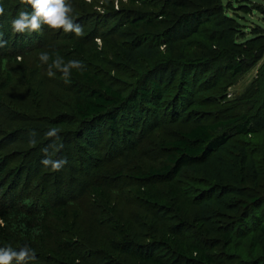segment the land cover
Returning a JSON list of instances; mask_svg holds the SVG:
<instances>
[{"label": "trees", "instance_id": "trees-1", "mask_svg": "<svg viewBox=\"0 0 264 264\" xmlns=\"http://www.w3.org/2000/svg\"><path fill=\"white\" fill-rule=\"evenodd\" d=\"M18 3L13 14L10 1L0 0V103L10 88L33 90L36 74L50 78L56 98L29 107L26 97V108L47 120L42 122L48 130L57 128L60 140L69 138L85 150L89 136L92 148L74 166L88 177L81 186L86 199L69 192L61 169L55 185L63 195L53 200V174L41 164L42 149L52 159L61 150L41 141L37 157L36 148L16 136L21 113L3 107L0 247L19 251L28 245L36 253L28 264H264V128L240 104L220 105L217 99L219 87L263 58L264 28L240 38L243 16H230L224 0H128L120 19L137 32L130 42L103 37L101 47L93 35L47 42L13 32L17 13L33 11ZM41 53L51 57L47 63ZM57 55L64 63L81 61L85 70L71 69V83L55 68L49 77ZM163 65L182 88L171 100L172 87L152 69ZM122 67L136 71L128 90L111 73ZM259 73L261 90L251 88L243 98L251 97L255 112L262 113L264 64ZM215 103L222 110L212 117L198 116L157 139L165 124L178 125L189 110ZM90 135L97 138L94 146ZM106 135L116 144L105 143L103 151Z\"/></svg>", "mask_w": 264, "mask_h": 264}, {"label": "rangeland", "instance_id": "rangeland-1", "mask_svg": "<svg viewBox=\"0 0 264 264\" xmlns=\"http://www.w3.org/2000/svg\"><path fill=\"white\" fill-rule=\"evenodd\" d=\"M10 1L11 5V10L13 11V14H16V11L19 8V0H8ZM69 2L73 5L74 12L73 16L78 24L81 25L83 29V35L82 36H76L74 33H64L62 30L59 32L52 31L48 29L47 25H43L42 27L44 28L42 33H33L37 36H40L42 39L45 41H55V40H64L68 38L69 36L73 35L75 38H84L85 36L88 37V35H93L96 36L95 41L102 47L103 46V37H111L112 39L119 40L121 42H130L137 34V32L133 31L129 26L124 25L122 22V19H120V16L125 14V11L127 8H129L128 0H92L91 3H87L86 0H69ZM225 4H228V14L230 16H236L235 13H238L239 15L243 16L242 19H240L244 25L241 27V35L240 38H250L252 37V32H255L256 30H259V28H264V0H224ZM250 6L251 10L248 11V7ZM115 10V11H114ZM120 12V13H118ZM118 15L119 17L113 18L114 16ZM259 26V27H258ZM251 28V29H250ZM254 28V29H253ZM184 52L187 55H190L191 49L187 48L184 49ZM257 55V54H255ZM107 56V61H112L113 59V54L109 51V49L106 52ZM264 64V56L262 59H260L256 64H254L247 72L244 74L240 75L239 78L236 81H232L227 87L224 89L222 87H219V91L222 90L223 94H218L217 99L220 100V105L222 104H240L243 108H246L248 111H250V115L254 116L258 119H260L261 126L264 128V112H260V109L255 112V105L253 102H251V97L248 99L243 98L244 94L251 88H256L260 87V82L257 85L258 77L260 76L259 69L262 67ZM100 68L103 70H108L111 69L110 66L108 68H105L104 64H99ZM118 66H120L118 64ZM155 78L161 80L163 84L167 83L168 87H172L171 90V96L169 97L170 100L176 95L180 93L182 88H180V84L175 81L174 75H173V70L172 68H168L166 65L164 66H158L152 68ZM111 71V70H110ZM118 71H111L113 76L118 77V84L121 85L123 90H128L129 87L131 86V81L132 78L136 75V71L134 69H131L130 67H122ZM221 72V71H220ZM134 73V74H133ZM175 73V72H174ZM215 72L209 74L207 76L206 80L207 81L212 74L214 75ZM217 73V72H216ZM205 74V73H204ZM203 74V75H204ZM228 76V74H226ZM260 78V77H259ZM44 79V84L40 83V80ZM35 81V87L30 90L27 89V86L25 89H21L19 87L15 88H10L7 90L8 94L5 95V98L3 99V103H0V117H6L2 112L3 107H7L9 111H16L18 113H21L22 117H17L14 121V124L18 129H20L22 132L19 133L16 136H19L20 142L22 144L26 145V147L32 146L29 141H30V136L29 133L31 131L36 132V137L35 139L37 140V143L43 142L47 143L49 145L53 143H62L63 148H61V154L60 158H67V164L64 165L62 169L63 170V175H64V183L70 186L69 192L72 194H75L78 196L79 200L82 198L86 199V193L81 186L83 185V181L87 180L88 177H84L81 174L78 173L77 167L75 168L74 166L78 164V160L84 154V151H88L89 149L92 148V146L88 145L89 136H86L84 141H86L85 145V150L81 149L78 147V143L75 141H71L68 138L62 139V140H56L54 137L49 138L45 134L48 131L47 126L45 125L43 121H47L45 119H40L39 116L35 113V109H27L26 108V103L25 99L26 97L30 98L31 100L28 102L29 107H31V104L33 105L34 102H39V99L41 98L44 100L43 105H47L46 102L49 100H52L53 98L55 99L56 97L53 96V89L55 88L53 86V80L50 78H44L42 75H37L34 78ZM260 81V80H259ZM173 84V85H172ZM184 87V86H183ZM36 90V91H34ZM258 90H261L260 88ZM37 92V93H36ZM38 92L42 94H45V96H39ZM50 94L52 96H50ZM64 95V94H62ZM24 96V97H23ZM252 96V95H251ZM64 98V96H59L58 98ZM212 102L211 100L207 99L204 101V103H210ZM216 104V103H215ZM222 110L220 109L217 104L213 106H209L207 109L202 107L200 109L199 107L193 108L191 111L189 110L183 120H181L178 125H172L171 127L168 126V124H165L164 126L167 127L163 131L157 132L156 136L158 140H163L164 138L173 135V130L176 128H185L195 121L198 120V116L204 117V116H210L212 117L217 113V111ZM231 110L229 108L227 111ZM201 111H205L206 114L200 113ZM202 114V115H201ZM26 116V117H25ZM21 121V122H19ZM38 125L39 129H33L31 126ZM106 134V133H105ZM91 142L93 146L95 145L93 141H97V138L93 137L90 135ZM108 140H107V139ZM106 138L102 139L104 141L102 144H100V148L106 150V144L109 143L110 145L115 143L113 141V138L110 139L106 135ZM152 139V138H151ZM93 140V141H92ZM16 141V142H18ZM154 139H152V143L149 144V146H152L154 143ZM70 142L68 145L67 143ZM80 144H82V140L79 141ZM106 143V144H105ZM65 144V145H64ZM116 144V143H115ZM114 144V145H115ZM39 144H36L34 148L38 147ZM65 146V149H64ZM43 148V146H42ZM70 150V151H69ZM54 151V150H53ZM35 154L37 157H40L42 154L41 150L39 148H36ZM50 156V155H49ZM44 166V165H43ZM45 167V166H44ZM48 168V167H45ZM50 168V167H49ZM53 186L56 184L58 181V178L60 176L59 171L58 172H53ZM56 185L52 189V198L53 200L55 197L58 195L59 197H62V191L59 190V188L56 190ZM84 200V199H83Z\"/></svg>", "mask_w": 264, "mask_h": 264}, {"label": "clouds", "instance_id": "clouds-1", "mask_svg": "<svg viewBox=\"0 0 264 264\" xmlns=\"http://www.w3.org/2000/svg\"><path fill=\"white\" fill-rule=\"evenodd\" d=\"M87 3H91L92 0H86ZM22 5H31L33 11L29 13L26 10H20L16 17L11 22L13 32L20 34L42 33L43 25H47L49 30L63 31L64 33H74L76 36L83 35V29L78 24L73 16L74 8L69 0H20ZM4 7L0 5V17L4 15ZM5 43L0 40V46ZM51 57L48 53H41L40 60L47 63ZM55 68L63 74L65 83H71V69L75 68L81 72L85 70L83 63L79 60H70L64 63L63 58L57 55L56 59L49 65L47 75L49 77L55 76V72L52 70ZM49 138H56L60 140L59 130L57 128H51L45 134ZM32 146L37 144L36 132L31 131L29 133ZM54 152L63 148L62 143H53L50 145ZM46 153L45 157L41 160V164L45 167H50L53 172L60 171L64 165L67 164V158L52 159L48 153V148L42 149ZM36 253L34 249H31L28 245L20 248L19 251L14 250L11 246L0 247V264H28V261L35 260Z\"/></svg>", "mask_w": 264, "mask_h": 264}]
</instances>
